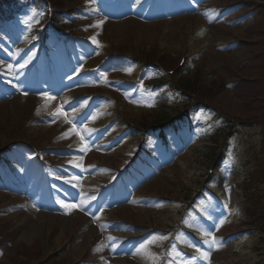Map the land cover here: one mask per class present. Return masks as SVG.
Wrapping results in <instances>:
<instances>
[{
    "label": "rangeland",
    "instance_id": "374dc122",
    "mask_svg": "<svg viewBox=\"0 0 264 264\" xmlns=\"http://www.w3.org/2000/svg\"><path fill=\"white\" fill-rule=\"evenodd\" d=\"M230 1L233 0H67L66 8L73 11L75 23L89 27L81 33L95 36L98 43L92 39L75 42L65 33L52 35L47 49L52 52L53 62L47 56L40 60L43 71L54 72L50 76L32 71L38 55L32 30L39 24L40 12L29 7L13 24L0 15V146L19 138L39 149L70 146L73 151L55 154L51 161H68L88 173L84 177L64 167L59 176L44 177L38 169L32 177L24 176L19 169L32 162L27 148L16 149L15 156L9 158L17 161V166L0 165V207L11 205L0 210V227L2 232L17 230L0 246V264L19 254L21 246L32 244L43 248V257L53 255L64 264H157L161 260L157 247L168 244L175 249L170 264H205L196 256L189 257L204 245L210 247V254L212 250V264H223L226 255H243L250 264L259 260L261 250L255 246H264V234L237 229L247 227L242 180L254 172L258 163L264 164L262 128L233 129L235 134L229 138L225 159L209 182L216 194L208 202L204 198L189 207L191 217L184 226L214 234L219 246L205 241L202 245L184 231L179 236L166 233L164 229L175 224L188 206L187 201L181 206L175 199H187L210 178L207 159L201 153L210 144L208 138L232 122L221 111L197 105L190 113L194 114L192 129L177 134L176 123L168 128L171 134L163 146L175 152L172 158L163 160L159 133L151 131L155 147L145 149L142 161L131 169L127 181L116 182L117 169L125 167L142 138L127 123L138 125L146 119L153 122L177 115L188 100L167 85L154 84L164 76L157 67L142 68L130 59L100 67L106 63V54L100 49L107 46L109 52L115 45L134 40V46L125 48L129 53L145 47L152 54L158 46L176 61L186 49L188 60L182 68L189 62L188 73L192 75L198 65H205L208 75L213 74L210 79L217 84L212 101L219 108L241 117L264 111V0H234L232 8ZM29 57L26 67L20 69L19 65ZM8 65L13 66L10 72ZM93 68L98 69L89 74ZM54 79L59 80L58 87ZM96 92L107 96L94 95ZM45 93L55 99L46 100ZM66 94L70 97L61 98ZM76 95L81 96L70 103ZM60 103L68 120L64 116L59 120L35 119ZM73 124L85 141L70 131ZM84 143L88 150L80 151ZM20 178L27 185L25 189L18 186ZM76 183L82 188L75 196L64 191L63 185L75 187ZM2 186L19 188H13L17 194H3ZM78 197L83 198V211L65 209L60 203H79ZM196 207L200 208L192 210ZM123 219L161 225V230L136 239L137 232L149 229L138 231ZM201 237L207 239L203 234ZM177 238L190 252L178 248Z\"/></svg>",
    "mask_w": 264,
    "mask_h": 264
},
{
    "label": "snow or ice",
    "instance_id": "6c2138e0",
    "mask_svg": "<svg viewBox=\"0 0 264 264\" xmlns=\"http://www.w3.org/2000/svg\"><path fill=\"white\" fill-rule=\"evenodd\" d=\"M100 23H102V21ZM91 39H92L93 43H98L95 36L91 37ZM30 59H31V57H29L27 60H25L24 63H21L19 65V68L20 69L25 68ZM12 67H13L12 65L7 66V69L9 72L12 70ZM24 94L27 95L26 92ZM44 98L46 100L55 99V97L49 96L47 93L44 94ZM148 106H151V105H148ZM53 116H54V118H58L59 116H64L65 119L68 120L67 113H65L62 110V106L56 109V112L53 113ZM68 122H71V121H68ZM70 131L76 132L77 135H80V131L77 130L75 124L72 125V129H70ZM65 135H67V133ZM80 139H81V141H85V137L83 135H80ZM87 150H88V145H87V143H84V146L80 149V151H87ZM77 166H79V165H77ZM75 179H78V178H75ZM66 182H70V181H66ZM76 199L79 200V203H75V202L69 203V202H65V201H60V203L65 209L73 210V209L79 208V210L83 211L84 207H85V205L83 203V198L78 197ZM93 199H94V197H93ZM222 223H223V221H221V224ZM202 234L204 237L207 238L205 240L206 243H208L209 245H212V246H217V247L219 246L217 238L215 237L214 234L207 232V231H204ZM152 242H154V241H149V243H152ZM141 247L144 248V246H141ZM173 251L175 252V249H173ZM196 251L199 252L201 254V256H203L204 258H208V256H209V253L207 251H204L200 248H197Z\"/></svg>",
    "mask_w": 264,
    "mask_h": 264
},
{
    "label": "trees",
    "instance_id": "16d2710c",
    "mask_svg": "<svg viewBox=\"0 0 264 264\" xmlns=\"http://www.w3.org/2000/svg\"><path fill=\"white\" fill-rule=\"evenodd\" d=\"M62 2H63L62 0H55L54 1L56 7L63 6ZM55 18H56V14H55ZM178 83L181 86H183L186 90H190L194 93L200 92V94H203L207 98L210 96L212 89H213V86H211L209 88H205V90L204 89L201 90L202 84L200 83V79H199L198 74L192 78L180 76L178 78ZM204 83H205V87H206V82H204ZM260 215L264 216V209L260 210ZM262 218H264V217H262Z\"/></svg>",
    "mask_w": 264,
    "mask_h": 264
},
{
    "label": "bare ground",
    "instance_id": "6f19581e",
    "mask_svg": "<svg viewBox=\"0 0 264 264\" xmlns=\"http://www.w3.org/2000/svg\"><path fill=\"white\" fill-rule=\"evenodd\" d=\"M59 242V241H58Z\"/></svg>",
    "mask_w": 264,
    "mask_h": 264
}]
</instances>
